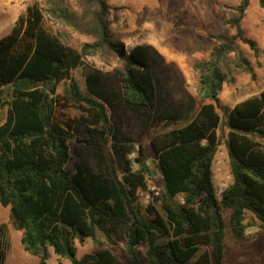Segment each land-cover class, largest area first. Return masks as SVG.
Returning a JSON list of instances; mask_svg holds the SVG:
<instances>
[{
  "label": "trees",
  "instance_id": "trees-1",
  "mask_svg": "<svg viewBox=\"0 0 264 264\" xmlns=\"http://www.w3.org/2000/svg\"><path fill=\"white\" fill-rule=\"evenodd\" d=\"M76 1L46 0L44 7L33 1L0 38V205L9 209L13 229L21 232L23 250L39 256L40 264L49 249L71 264H123L104 246L124 242L133 264L139 263L136 250L142 245L148 264H185L210 248L192 264H222L225 237L245 239L248 212L264 228V90L226 112L231 181L219 199L212 181L222 85L234 82L239 72L256 78L238 45L241 41L257 54L240 27L250 0H240L224 22L235 34L213 36L208 57L193 66L196 94L210 102L198 108L173 102L156 88L158 58L150 48L136 45L128 55L120 50L108 27V0ZM258 3L264 10V0ZM48 24L91 41L74 50L68 36ZM108 51L125 63L120 86L108 85L93 69L85 76L83 94L70 72L85 57ZM62 81H69V88L60 98L56 86ZM68 104L81 115L61 120L57 110ZM124 111L162 129L151 137L150 147L161 176L164 216L153 204L145 207L146 217L141 214L138 192L146 189L150 169L142 148L136 149L124 131ZM108 142L119 147L120 179L108 163ZM70 143L74 172L66 169ZM131 154H136L133 160ZM85 239L99 250L78 259L75 242ZM8 246L1 224L0 264Z\"/></svg>",
  "mask_w": 264,
  "mask_h": 264
},
{
  "label": "rangeland",
  "instance_id": "rangeland-1",
  "mask_svg": "<svg viewBox=\"0 0 264 264\" xmlns=\"http://www.w3.org/2000/svg\"><path fill=\"white\" fill-rule=\"evenodd\" d=\"M37 1L41 7L46 0H0V38L7 35L19 15L26 8ZM71 5H76V0H69ZM240 0H108L109 12L107 22L112 40L119 45L120 50L126 55L136 45H144L150 48L158 58L155 69L156 88L169 95L173 102L193 103L195 108L201 104L210 103L202 101L196 94L198 82L197 73L193 66L208 57L214 45L213 36L224 34L232 36L235 30L225 25V20L235 13L234 8ZM242 36L254 42L255 54L247 44L238 41L240 49L251 61L256 78L253 80L246 73L236 74L234 82L224 83L219 95L220 107L216 112L220 117V125L217 130L218 143L212 162L213 186L219 199L222 190L230 183L229 158L226 149L228 127L226 125V112L236 104L258 95L264 90V10L259 6L258 0H250V4L240 24ZM48 28L54 33L58 31L68 36L67 45L74 50L91 39L83 34H78L70 29L52 26ZM124 61L114 54L105 52L93 57H85L80 67L70 72L71 79L78 85L80 91L85 93V76L93 69L99 70L105 82L112 87L120 86V72L124 71ZM69 88V81H62L56 86V94L63 98ZM64 103V100L61 101ZM58 116L61 120L77 118L81 111L68 104L67 107H59ZM124 131L138 149L142 148L144 160L150 169V175L146 176V189L138 192V204L141 214L146 217L145 207L153 204L161 215H165L160 195L162 193L161 176L155 166L150 139L162 131L160 125L145 126L141 119L133 116L129 111L122 112ZM4 121V112L0 111V125ZM72 160L66 165V169L74 172L75 157L73 143H70ZM119 147L113 143H107V158L110 166L114 167L118 178L120 172ZM136 154L128 158L133 160ZM134 169H137L133 163ZM153 189V190H152ZM228 211L223 213L225 220ZM245 223L247 229L244 240H237L229 234L225 237L224 258L222 264H264V228L259 227L258 221L251 213L246 214ZM7 228L8 250L3 264H40V257L26 253L20 243L21 232L13 229L9 209L0 205V225ZM97 238L104 242L103 235L97 234ZM162 243V240L158 241ZM76 258L84 254L94 253L99 250L90 239L83 243L75 242ZM105 249L115 254L123 264H133L124 251V242L117 246L105 243ZM145 246L137 248L138 264H148L144 252ZM210 248H202L185 264H192L200 254ZM44 264H71L67 259L58 258L51 249L49 257Z\"/></svg>",
  "mask_w": 264,
  "mask_h": 264
},
{
  "label": "built area",
  "instance_id": "built-area-1",
  "mask_svg": "<svg viewBox=\"0 0 264 264\" xmlns=\"http://www.w3.org/2000/svg\"><path fill=\"white\" fill-rule=\"evenodd\" d=\"M153 190V189H152Z\"/></svg>",
  "mask_w": 264,
  "mask_h": 264
}]
</instances>
